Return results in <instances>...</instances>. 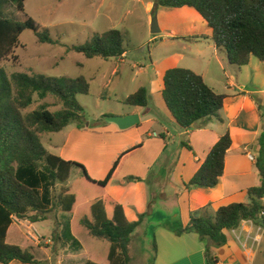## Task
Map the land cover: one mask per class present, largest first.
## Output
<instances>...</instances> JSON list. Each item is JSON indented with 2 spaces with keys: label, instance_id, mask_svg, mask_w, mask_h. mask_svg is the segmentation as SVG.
<instances>
[{
  "label": "trees",
  "instance_id": "obj_1",
  "mask_svg": "<svg viewBox=\"0 0 264 264\" xmlns=\"http://www.w3.org/2000/svg\"><path fill=\"white\" fill-rule=\"evenodd\" d=\"M24 2L16 1V10L23 14L24 22L0 17V264L12 261L46 264L37 260L29 249L14 243L22 237L12 224L14 218L32 223L44 220L53 208L73 216L69 233L78 245L77 235L83 231L87 232L89 241L102 242L101 254L90 250L95 241L88 250L86 248L88 260L85 264H129V246L143 215L137 221L129 222L121 205L106 194L105 188L121 158L130 151L116 160L105 179L97 181L91 179L81 165L49 154L40 140L41 134L58 133L71 123H77L79 129L84 128V109L77 96L89 93L87 80L83 76L72 79L23 73L9 77L2 66L8 60L17 61L15 51L20 47L19 37L27 30L32 31L40 43H53L49 35L40 32L36 22L26 15ZM154 6L193 8L212 30L210 40L216 49L225 53L229 65L247 66L251 57L264 62V0H155ZM67 51L82 54L86 59H118L125 53L124 35L109 30ZM47 97L57 99L61 109L52 112L47 103H41L27 112L35 102ZM162 98L182 129H192L204 119L221 121L219 112L224 96L214 92L201 75L191 70L180 67L167 70L163 76ZM252 99L262 111L260 100ZM123 103L146 107L149 103L146 88L137 89ZM184 146L192 150L190 146ZM230 146V135L225 132L186 184V189L215 187L223 175ZM254 148L258 185L247 190L249 202L230 204L215 212L210 206L192 211L188 224L174 232L176 236L196 234L205 242V254L208 255L212 248L225 245L226 232L237 229L243 221L257 225L258 221H263L260 226L264 228V215L261 216L264 213L261 202L264 197V128ZM73 167L79 168L82 176L69 186H62L57 193V184L68 180ZM134 180L140 179H127ZM153 250L155 254L156 244Z\"/></svg>",
  "mask_w": 264,
  "mask_h": 264
},
{
  "label": "crops",
  "instance_id": "obj_2",
  "mask_svg": "<svg viewBox=\"0 0 264 264\" xmlns=\"http://www.w3.org/2000/svg\"><path fill=\"white\" fill-rule=\"evenodd\" d=\"M161 8L154 6L157 34L162 35L154 51L160 52L155 58L150 54L149 70L136 72L137 77L142 76L144 80L129 91L131 95L141 87L146 88L149 103L144 108L129 106L130 109L118 114L138 115L139 124L124 131L98 119L92 129L88 123L83 129H79L77 123L69 124L53 133L60 141L51 144L55 152H47L81 165L91 179L101 181L116 160L130 151L121 158L105 188L106 194L121 205L128 221L127 213L131 214L129 222L137 221L145 211L160 215L170 213L174 206L181 228L188 224L192 211L210 206L215 212L230 204L248 203L247 190L258 185L253 158L256 155L254 145L264 128V62L251 57L247 66L229 65L225 53L216 49L210 40L212 30L193 8ZM127 54L125 51L122 57L114 60L124 64ZM176 67L201 75L214 92L224 96L219 112L221 121L204 119L188 130L176 123L162 98L164 73ZM122 73H126L125 67ZM122 73L116 68L112 72L120 78ZM124 77L121 82L129 86V78ZM134 80H131L132 85ZM252 97L260 100L262 111ZM225 132L230 135L231 146L218 184L212 188L187 190L186 184ZM71 173L77 178L82 176V171L76 167L71 168ZM128 178L140 180L127 181ZM261 202L264 205V197ZM142 223L143 219L140 226ZM12 225H16L22 237L14 243L29 249L39 261L85 264L88 260L86 248L76 237L79 249L72 243L70 248L66 246L60 234H56L54 242L46 240L49 245L43 247L24 231L29 225L33 227L32 222L14 218ZM156 229L159 232H155L154 264H264V230L250 221H243L237 229L226 232V244L212 248L208 255L205 242L196 234L176 236L174 232L178 229L162 222ZM81 251L86 252V258L81 255L78 260L76 254ZM9 264L22 263L12 261Z\"/></svg>",
  "mask_w": 264,
  "mask_h": 264
},
{
  "label": "rangeland",
  "instance_id": "obj_3",
  "mask_svg": "<svg viewBox=\"0 0 264 264\" xmlns=\"http://www.w3.org/2000/svg\"><path fill=\"white\" fill-rule=\"evenodd\" d=\"M16 1L0 0V17L22 23L25 18L16 10ZM154 4L155 0H25L26 15L36 22L40 32L49 35L53 43L42 44L32 31L27 30L19 37L20 47L15 51L17 61L8 60L2 66L9 77L16 73L72 79L83 76L89 84V93L78 95L77 101L84 109V124H90L91 129L95 119L105 124L106 117L118 116L130 109L123 103L124 98L136 84L144 80L142 76L137 77L136 72L140 69L148 71L150 54L155 58L160 52L154 51V46L159 43L162 35L151 33L153 20L157 21ZM109 30H117L124 35V49L128 53L124 64H119L114 59H86L82 54L67 51L68 48L85 44L95 35ZM153 37L155 41L149 40ZM124 67L125 74L122 73ZM115 68L122 73V78L112 74ZM124 76L129 78V86L122 83ZM132 79H135L133 85ZM41 103H47L52 112L61 109L57 99L47 97L44 101L35 102L27 112L33 111ZM40 140L48 152H55L51 144L59 142L60 137L53 133H43ZM76 178L77 175L71 173L67 181L57 184L56 192H60L62 186H69ZM145 212L142 225L135 230L131 239L129 264H153L155 232H159L156 231V226L161 222L180 229L174 206L170 213L161 215ZM72 217L53 208L46 219L33 222L40 244L45 247L49 245L46 240L54 242L56 234H60L66 246L70 248L72 243L79 249L69 233ZM127 218L130 221L131 214L127 213ZM24 231L27 232L26 229ZM88 239L86 231L77 235V240L87 250L91 247ZM92 241L95 242L90 250L101 254L102 242ZM81 255L86 258V252L81 251L76 254L78 260Z\"/></svg>",
  "mask_w": 264,
  "mask_h": 264
},
{
  "label": "water",
  "instance_id": "obj_4",
  "mask_svg": "<svg viewBox=\"0 0 264 264\" xmlns=\"http://www.w3.org/2000/svg\"><path fill=\"white\" fill-rule=\"evenodd\" d=\"M159 32V29L157 28V21L153 20L152 26H151V33L157 34ZM140 122L138 115H126V116H110L105 118L106 124H112L115 125L118 130L124 131L128 130L136 125H138ZM259 224H263V221H258Z\"/></svg>",
  "mask_w": 264,
  "mask_h": 264
},
{
  "label": "built area",
  "instance_id": "obj_5",
  "mask_svg": "<svg viewBox=\"0 0 264 264\" xmlns=\"http://www.w3.org/2000/svg\"><path fill=\"white\" fill-rule=\"evenodd\" d=\"M264 215V213H261V216H263ZM251 222V221H250ZM261 224H259V226H260ZM261 228H262V226H260ZM263 230H264V228H262ZM27 232V236L28 237H30V238H32V239H34V240H37L38 241V236H39V234L37 233V231L32 227V226H30L29 225V227L27 228V230H26Z\"/></svg>",
  "mask_w": 264,
  "mask_h": 264
}]
</instances>
